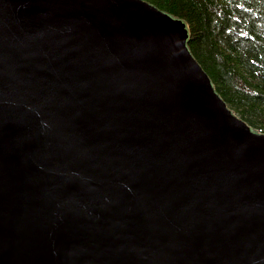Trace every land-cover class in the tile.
I'll return each mask as SVG.
<instances>
[{
    "label": "water",
    "instance_id": "95a60500",
    "mask_svg": "<svg viewBox=\"0 0 264 264\" xmlns=\"http://www.w3.org/2000/svg\"><path fill=\"white\" fill-rule=\"evenodd\" d=\"M190 36L147 0H0V264H264V132Z\"/></svg>",
    "mask_w": 264,
    "mask_h": 264
},
{
    "label": "trees",
    "instance_id": "16d2710c",
    "mask_svg": "<svg viewBox=\"0 0 264 264\" xmlns=\"http://www.w3.org/2000/svg\"><path fill=\"white\" fill-rule=\"evenodd\" d=\"M147 1L188 22V45L219 93L264 132V0Z\"/></svg>",
    "mask_w": 264,
    "mask_h": 264
},
{
    "label": "bare ground",
    "instance_id": "6f19581e",
    "mask_svg": "<svg viewBox=\"0 0 264 264\" xmlns=\"http://www.w3.org/2000/svg\"><path fill=\"white\" fill-rule=\"evenodd\" d=\"M118 8H119V10H125V11L127 10V7H126L125 4H124V5H123V4L119 5ZM121 8H122V9H121ZM129 8H131V7H129ZM135 21H136V20H135ZM137 22H138V21H137Z\"/></svg>",
    "mask_w": 264,
    "mask_h": 264
},
{
    "label": "rangeland",
    "instance_id": "374dc122",
    "mask_svg": "<svg viewBox=\"0 0 264 264\" xmlns=\"http://www.w3.org/2000/svg\"><path fill=\"white\" fill-rule=\"evenodd\" d=\"M237 113V112H236ZM238 114V113H237ZM255 128V127H254ZM256 129H258V128H256ZM259 130V129H258Z\"/></svg>",
    "mask_w": 264,
    "mask_h": 264
}]
</instances>
